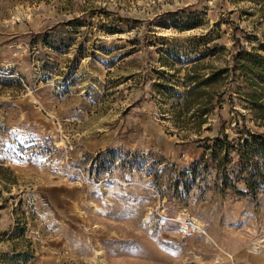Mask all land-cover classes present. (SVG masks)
<instances>
[{"label": "rangeland", "instance_id": "1", "mask_svg": "<svg viewBox=\"0 0 264 264\" xmlns=\"http://www.w3.org/2000/svg\"><path fill=\"white\" fill-rule=\"evenodd\" d=\"M241 47L264 0H0V264H264Z\"/></svg>", "mask_w": 264, "mask_h": 264}, {"label": "trees", "instance_id": "2", "mask_svg": "<svg viewBox=\"0 0 264 264\" xmlns=\"http://www.w3.org/2000/svg\"><path fill=\"white\" fill-rule=\"evenodd\" d=\"M258 50L262 51L259 52ZM235 70H238V74H236ZM229 73L234 76L235 83L239 84L240 88L238 89H245L240 96L245 103V109L249 110L251 112L250 115L254 118L255 127L251 128L245 123L241 126L238 122H235L234 132L239 136L237 147L235 144L226 141V135L223 138L214 139L213 150L215 152H223V155L218 159V165H223L226 162L230 155V149L236 150L235 148H237V153L240 160H242L241 164L243 166H246L257 155L261 161V166L264 167V48L246 51L244 47H241V50H235L230 67L220 70L215 75L223 81ZM210 80L208 77L203 82L207 84ZM194 90L195 88H192L190 92L192 93ZM206 105V103L197 102L193 98H186L183 102L185 109H194L193 112L201 113V116L211 111V108ZM200 121H202V118ZM220 131L222 132V130ZM210 147L212 146L208 148ZM259 175L264 179V173L257 176ZM255 184H257L256 181L249 183L248 187L254 189Z\"/></svg>", "mask_w": 264, "mask_h": 264}]
</instances>
